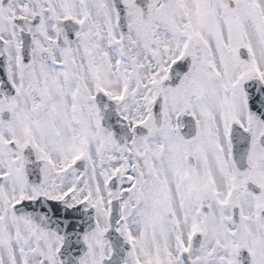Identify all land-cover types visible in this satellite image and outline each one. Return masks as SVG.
Segmentation results:
<instances>
[{
    "label": "snow or ice",
    "instance_id": "snow-or-ice-1",
    "mask_svg": "<svg viewBox=\"0 0 264 264\" xmlns=\"http://www.w3.org/2000/svg\"><path fill=\"white\" fill-rule=\"evenodd\" d=\"M0 264H264V0H0Z\"/></svg>",
    "mask_w": 264,
    "mask_h": 264
}]
</instances>
